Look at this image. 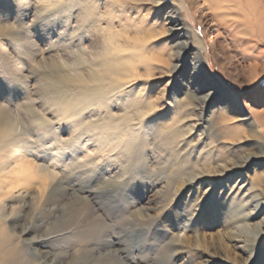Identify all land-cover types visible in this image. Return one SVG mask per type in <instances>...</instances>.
I'll use <instances>...</instances> for the list:
<instances>
[{
    "label": "rangeland",
    "instance_id": "1",
    "mask_svg": "<svg viewBox=\"0 0 264 264\" xmlns=\"http://www.w3.org/2000/svg\"><path fill=\"white\" fill-rule=\"evenodd\" d=\"M158 1L0 0V116L15 127L0 240L17 264H264V0ZM136 52L113 123L88 127L106 111L84 101L53 115L48 75ZM137 100L157 108L121 123Z\"/></svg>",
    "mask_w": 264,
    "mask_h": 264
},
{
    "label": "bare ground",
    "instance_id": "2",
    "mask_svg": "<svg viewBox=\"0 0 264 264\" xmlns=\"http://www.w3.org/2000/svg\"><path fill=\"white\" fill-rule=\"evenodd\" d=\"M164 1L159 0L155 4L165 5ZM203 4H207L209 0H201ZM171 19H174L173 17ZM173 23V22H172ZM175 23V22H174ZM181 29L174 28L173 32H176L177 36L180 38H185L184 34H181ZM149 37V36H148ZM146 38V37H145ZM187 38V37H186ZM149 39H151L149 37ZM194 40H197L194 37ZM146 42L143 39V45ZM180 47L184 48L188 45V42L179 43ZM105 57V56H104ZM139 57V53L122 56L121 59L119 56H113L112 58L104 59L103 61L90 62L86 59L83 61V66L85 67L86 74L85 76H80L78 73H75V77H71V74L64 73L62 75L57 74L58 71L55 69L56 74L48 75L45 78L44 84V92L50 98L49 104L50 107H54L55 110L53 115H57L60 117L61 112H66L70 110V108H74L75 105L81 106V101H84V105L91 107L92 113H95L99 116L102 115V108L106 111L107 122H103L102 125H98V122L92 124L89 123L88 127L101 129L103 127H107L108 124L114 122V118L109 116V100L116 95L119 90L125 85L121 81L124 79H132L133 77L130 75L131 71H134L136 68L135 59ZM140 59V58H138ZM137 59V60H138ZM154 62L159 64H165L166 61H160L157 57L151 58ZM70 68V67H69ZM62 69V68H61ZM73 69V68H72ZM63 72V71H62ZM70 73V72H69ZM61 74V73H60ZM61 89H65L66 94L63 96H59L58 98L54 95L57 91L59 92ZM60 94V93H57ZM63 94V93H61ZM48 104V103H47ZM83 105V104H82ZM84 106V107H85ZM96 108V109H95ZM157 108L153 101H148L147 103L141 104L138 100L135 102L128 103L127 108L124 110V116L122 118L121 123H131L135 120L141 122L144 118H146L153 109ZM89 110V109H88ZM1 113V112H0ZM130 117V118H129ZM37 121L44 124L50 123L49 119L45 117H36ZM15 132V127L11 122L8 114L3 113L0 116V137H6L10 133ZM181 132L176 129L167 128L161 133L162 142L164 144H174L177 139L180 138ZM226 137V136H225ZM231 137V136H230ZM30 171V168L20 167V171ZM183 172V169L177 171V174ZM48 185V184H46ZM47 187V186H46ZM4 240H0V254H2V262L1 264H17L15 255L19 253L16 249L13 250H2ZM4 248V247H3Z\"/></svg>",
    "mask_w": 264,
    "mask_h": 264
}]
</instances>
